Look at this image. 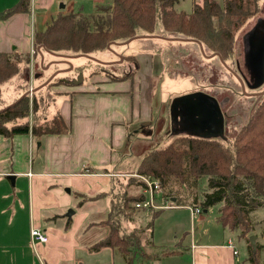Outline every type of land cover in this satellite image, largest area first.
<instances>
[{"label": "rangeland", "instance_id": "rangeland-1", "mask_svg": "<svg viewBox=\"0 0 264 264\" xmlns=\"http://www.w3.org/2000/svg\"><path fill=\"white\" fill-rule=\"evenodd\" d=\"M216 1L224 7V0ZM195 3L203 4V0H180L175 9L190 15L193 13ZM112 4L113 0H56L52 11H35L32 14L33 30L35 28L36 31L44 30L57 18L60 11L72 16L92 18L97 14V8L109 7ZM63 6L66 8L63 9ZM259 7L261 8L259 14L249 19L236 33L233 54L224 62L197 43L182 41V37L165 31L161 21H158L154 34L140 32L137 39L112 44L104 52L81 56L67 52L57 55L43 51L37 56L33 51L30 53L31 63L29 65L23 63L22 73L19 75L25 81L27 79L31 81L33 76L35 81L30 83L32 86L29 89L13 88L6 86L7 84L4 86L2 98L6 104L12 105L18 100L21 97L20 92L23 95L28 92L31 105L33 99L37 102L36 111H43L46 106L43 98L47 90L34 91V88L51 82L53 78L57 80V77L77 82L88 81L89 77L94 75H100L101 78L105 76L117 78L133 74L129 77L132 81L138 76L137 84H132V87L130 84L133 95L140 89L145 95L143 85L147 87L153 103L151 106L153 110L150 112L149 108V115H153L154 119L146 124L132 125L129 129L130 136L125 151H128L130 157L126 161L130 170L118 181L117 179L113 181L115 191L109 192L108 198L83 203V197H78L72 192V187L65 186V182L62 181L55 183L56 187H63L61 194L70 204L66 213L79 211V215L86 217L79 233L80 247L77 253L79 264H126L123 256L117 251L92 252L90 248L107 235L108 228L98 224L107 219L113 206L116 207V211L121 210L126 194L140 198L148 196L146 192L148 184L145 179L149 183H153L154 180L138 174L147 153L165 148L179 137L187 135L216 139L229 146L237 133L248 124L261 105L263 101L261 93L264 92V0L260 1ZM129 56L135 59H124ZM196 93H203L218 102L221 113L225 116V129L222 135L214 136L206 130L211 110L201 99H189L185 104H178L180 98ZM47 98L48 94L45 96V99ZM48 105L49 110L51 109L48 115L52 117L54 104L49 101ZM141 105L144 107L145 103ZM145 109L146 107L143 112ZM30 119L31 127L33 124L45 123L43 117L32 118V114ZM140 158L141 161L138 163ZM154 182L159 184L161 190L155 193L156 205L159 208L138 209L136 204L130 205L132 209L125 212L127 217L122 222L124 233L142 237L145 252L152 255L165 249L188 250L192 246V239L198 244L221 239L227 241L229 238L238 241V233L224 232L218 224L216 218L219 206L212 207L206 212L203 209L199 217L192 219L189 209L178 208L165 201L161 184L159 181ZM183 190L186 191L187 187L183 186ZM198 192L202 202L204 194L208 192V178L200 180ZM198 207H201L200 204ZM157 213L159 216L153 219L151 230L154 246H151L150 232L145 228ZM80 220H83V216H79V226ZM200 225H204L203 229H200ZM38 244L40 243H35ZM241 248L244 251V247ZM189 255L190 253L186 252L183 255L151 260L148 264H194ZM37 264H47L41 254H37Z\"/></svg>", "mask_w": 264, "mask_h": 264}, {"label": "trees", "instance_id": "trees-1", "mask_svg": "<svg viewBox=\"0 0 264 264\" xmlns=\"http://www.w3.org/2000/svg\"><path fill=\"white\" fill-rule=\"evenodd\" d=\"M180 0H113L109 7L97 8L92 18L58 15L44 31L34 33L35 53L44 49L57 55H91L104 52L112 44L127 42L140 32L152 35L157 22L165 31L182 37V41L196 40L215 57L227 61L233 54L235 35L252 17L259 14L261 0H224L221 7L216 0H203L194 4L193 13L186 14L175 9ZM31 0H19L13 7L0 12V22L13 15L30 11ZM194 42V41H192ZM14 55V56H12ZM220 58V59H221ZM124 59L133 60V56ZM31 63L30 54L0 52V88L21 75L22 64ZM133 74L122 77L129 79ZM0 95V135H33L40 138L48 134H63L69 131L60 115L44 124L30 126L29 118L36 112L37 102L24 96L12 105H5ZM32 112V113H31ZM138 174L159 181L163 198L173 206L198 207L202 211L219 206L218 224L238 233L239 240H246L249 248L248 264H264L260 258L262 247L254 251L250 236L257 227L254 213L264 208V95L261 105L250 121L236 135L234 141L225 145L219 140L199 138L193 135L179 137L165 148L155 149L145 155ZM208 178V192L200 201V180ZM147 187L146 184L141 183ZM183 186L187 190H183ZM102 193L88 202L107 197ZM146 198V197H145ZM145 198L124 196L121 210L113 206L107 219L98 225L108 228V234L91 246L92 252L111 249L119 252L126 264H148L187 252L163 250L148 254L143 248L141 236L123 232L125 212ZM175 200V202H173ZM164 201V202H165ZM83 203L81 205H83ZM131 205V206H130ZM152 217L147 225L149 239L153 232ZM95 225V224H93ZM145 231H143L144 233ZM152 242V240H151ZM154 246L152 242L151 246ZM150 246V244H149Z\"/></svg>", "mask_w": 264, "mask_h": 264}, {"label": "crops", "instance_id": "crops-1", "mask_svg": "<svg viewBox=\"0 0 264 264\" xmlns=\"http://www.w3.org/2000/svg\"><path fill=\"white\" fill-rule=\"evenodd\" d=\"M18 1L0 0V12L13 7ZM55 2L31 0L29 12L15 14L0 22V52H35L33 36L37 31L36 28L33 30L32 14L35 11H52ZM61 13L68 15L63 11ZM42 58L45 59L44 56ZM32 77L31 81H25L17 76L6 86L29 89L32 86L30 83L35 81ZM101 77L94 75L88 81L77 82L57 77V80L53 78L51 82L34 88V91H47L43 98L46 106L43 111L32 113V118L43 117L45 123H49L60 115L69 129L67 133L48 134L40 138L31 134L0 135V264H37V254L44 256L47 264H79V233L86 217L79 215V211L68 217L66 212L70 204L61 194L63 187H56L55 183L65 182L64 185L72 187V192L82 196L84 201L86 197L95 198L115 191L113 181H118L129 172L126 161L130 157L125 151L129 129L132 125L146 124L154 119L153 115H149L153 103L145 85V95L141 89L132 94L131 87L137 84L138 76L134 77V81L123 80L122 77ZM3 88H0L2 96ZM28 94L20 92L19 96L22 98ZM49 101L54 104L52 117L48 115L51 110ZM142 103H145L144 107ZM140 161L141 158L138 163ZM79 216H83L80 226ZM254 217L257 227L249 238H257V244L262 247L260 258L264 262V208L257 210ZM199 227L203 229L204 225ZM33 228L46 232L49 238L46 244L35 245L32 242ZM223 231L233 234L229 229L223 228ZM106 250L111 249L100 252ZM187 252L194 264H248V243L239 238L238 241L233 238L205 241V244H198L192 239V246Z\"/></svg>", "mask_w": 264, "mask_h": 264}, {"label": "built area", "instance_id": "built-area-1", "mask_svg": "<svg viewBox=\"0 0 264 264\" xmlns=\"http://www.w3.org/2000/svg\"><path fill=\"white\" fill-rule=\"evenodd\" d=\"M145 181L148 184V188H146V192L148 193V196L145 198L143 202L136 203V208L138 209H150V208H159L156 205V198L155 193L160 192V186L157 184V182L149 183L148 180L145 179ZM167 208V207H166ZM191 215L193 219L199 217L202 214V208L201 207H190L189 208ZM31 239L33 243H40V244H46L49 240L46 232L41 228H33L31 230ZM231 247H233V244H230ZM235 254H238L237 251H235Z\"/></svg>", "mask_w": 264, "mask_h": 264}, {"label": "water", "instance_id": "water-1", "mask_svg": "<svg viewBox=\"0 0 264 264\" xmlns=\"http://www.w3.org/2000/svg\"><path fill=\"white\" fill-rule=\"evenodd\" d=\"M64 7H65V6H63V8H64ZM135 39H137V37H135V38L129 40L128 42H131V41H133V40H135ZM188 41H194V42H197L196 40H193V39H190V40H188ZM197 43H198V42H197ZM199 45H200V44H199ZM200 46L202 47V45H200ZM216 55H217V54H214L213 56H216ZM220 58H221V57H220ZM221 60H222V62H224L222 58H221ZM0 94H1V92H0ZM263 95H264V92L261 93V96H263ZM195 98H197V99H201V100L203 101V103H204V104H205V105H206V106H207V107H208V108H209V109H210L215 115H219L220 117L222 116V114H221V110H220V107H219L218 102H217L216 100H213L212 98L206 96V95L203 94V93H196V94L191 95V96H188V97L180 98V99H179V102H181V104H185V103L188 102L189 99H195ZM220 131H221V132L223 131V125H222ZM68 192H70L69 189H68ZM173 202H175V200H174ZM73 214H74L73 211L69 212V213H68V217H69V218L72 217ZM256 240H257V238H256L255 236H252V237L250 238V243H251V246H252V248H253L254 251L257 250V242H256Z\"/></svg>", "mask_w": 264, "mask_h": 264}, {"label": "flooded vegetation", "instance_id": "flooded-vegetation-1", "mask_svg": "<svg viewBox=\"0 0 264 264\" xmlns=\"http://www.w3.org/2000/svg\"><path fill=\"white\" fill-rule=\"evenodd\" d=\"M178 104L181 102L178 101ZM177 104V105H178ZM222 116L215 115L212 111L206 123V130L209 134L215 135H222L223 131L221 132L220 129L223 125V130L225 129V116L224 113H221Z\"/></svg>", "mask_w": 264, "mask_h": 264}]
</instances>
